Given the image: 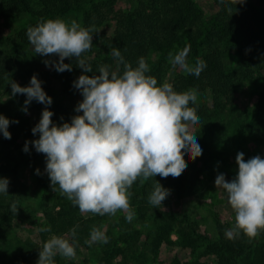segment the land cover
Here are the masks:
<instances>
[{
    "label": "trees",
    "instance_id": "obj_1",
    "mask_svg": "<svg viewBox=\"0 0 264 264\" xmlns=\"http://www.w3.org/2000/svg\"><path fill=\"white\" fill-rule=\"evenodd\" d=\"M260 1L264 4V0ZM239 2L241 0L235 3L233 0H213L215 11L206 17L203 8L195 0H130V8L127 9L120 6V0H0V18L14 22L25 20L18 30L4 39V48L0 49V98L6 92L12 96V80L21 87H27L33 75H36L44 91L53 100L47 107L53 112L52 119L59 125L70 123L75 115L81 114L72 111L65 101H59L54 81L60 82L63 95L72 96L77 91L73 82L85 73L76 65L74 58L64 61L72 65L71 71L61 73L55 67L46 66L44 57L35 53L28 40L26 32L29 27L49 19L62 20L73 13H82L85 28L95 26L97 30L104 23L114 21L116 26L113 35H102V46L82 56L92 66L93 72L87 73L89 76L99 75L98 68L101 65H109L110 70H117L119 66L122 74L123 64H119L109 54L111 48H118L124 61L133 68L138 66L139 58L144 57L150 69L146 75L155 77L158 86L171 68L169 53L175 55L185 47H190L187 62L194 66L199 58L206 63L199 77L194 74L179 75L173 84L175 91L183 93L195 89L203 99V102L189 104L196 108L200 118L192 131L202 148V155L195 160L185 155L187 168L178 179L158 175L144 184H140L139 179L134 182L129 189L131 203L137 205V214L141 218L150 217L156 227L143 233L138 230L134 234L119 232L116 238L109 232L108 243L103 244L96 264H133L126 256L128 250L133 252L140 264H144L142 260H148L147 254L154 263L163 244L191 251L190 261L175 258L171 264H209L202 261V258L209 257L213 258V264H264V231L251 241L243 233L235 239H228L225 230L230 229L235 220L225 223L219 215H215L217 237L213 239L203 231L198 221L167 210L164 202L158 208L154 207L148 199L156 181L179 196L200 192L204 184L201 176H207L212 170V161L220 155V152H213L211 146L228 129L239 137L252 138L264 146V85L251 113L243 112L237 106L244 83L264 78V11L251 9L245 0ZM231 51L239 57L234 68L226 64V57ZM208 96L211 98L210 103L207 102ZM13 97L24 102L27 99L26 94ZM45 107L36 100L27 105L29 110L43 111ZM22 110L17 109L8 117L12 121L8 129L11 133L9 144L14 147H18L20 139L28 142L39 138V134H33L35 126L31 125ZM27 153L24 163L31 165L37 172L38 164L46 155L38 153L32 144H29ZM4 155L0 154V177L10 174L11 181L8 194L0 193V234L12 228L18 220L40 241L27 240L18 251L0 252V264H37L40 249L52 235L62 237L68 234L71 242L77 239V248L80 245L88 246L85 240L89 239L92 227L102 229L108 215L93 214L91 218H83L78 206H74L65 196L55 198L51 194L48 187L50 178L47 172L42 171L36 173V182L43 190V210L38 213L37 210L25 209L22 200L26 197L27 186L18 177L21 163L12 166L8 157L11 153L8 152L7 157ZM51 199L54 201L52 205ZM13 202L17 205L16 212L11 211ZM46 226H50V232L39 231ZM73 228H76L77 233L75 239L70 232ZM173 233L177 234L175 241L171 239ZM142 237L145 250L137 256ZM122 242L123 246L120 245ZM197 253L198 257L194 258L193 255ZM119 257L122 259L117 261ZM54 260L55 264H76L73 261L64 263L58 255ZM87 263L84 261L80 264Z\"/></svg>",
    "mask_w": 264,
    "mask_h": 264
},
{
    "label": "clouds",
    "instance_id": "obj_2",
    "mask_svg": "<svg viewBox=\"0 0 264 264\" xmlns=\"http://www.w3.org/2000/svg\"><path fill=\"white\" fill-rule=\"evenodd\" d=\"M236 0H233L235 3ZM243 0H241L242 3ZM232 11L231 8L228 9ZM95 26L85 28L76 20L70 24L61 19H49L35 27H29L26 35L37 55L58 56L59 60H44L46 66L58 72L71 71L66 58H74L76 65L85 74L73 82L83 100L70 123L53 124V112L47 106L53 100L42 88V82L33 75L30 85L21 87L11 81L12 96L26 94L24 111L33 100L46 105L42 118L32 129L39 138L25 143L24 151L32 144L38 153L46 155V172L51 185L59 186L65 196L80 212L115 216L118 211L125 214L131 223L135 213L130 206L129 189L139 179L144 184L152 177H181L187 168L185 155L195 160L202 155L193 127L199 123L196 108L197 90L177 92L165 81L158 86L155 77L146 75L150 71L144 57L133 68L124 61L118 48H111L110 55L123 72L110 70L109 65L98 68L99 75L89 76L92 66L83 54L93 46ZM190 47L169 53V63L179 67L185 74L199 77L206 63L197 58L195 65L187 62ZM18 123V121H15ZM12 123L0 114V133L11 139L9 125ZM238 174L230 182L224 174L215 179L217 189L227 193L228 203L235 213V222L225 230L228 239L243 233L251 241L264 231V158L259 155L245 161L244 153L236 156ZM39 170H37L38 172ZM9 179L0 177V193L8 194ZM169 195L158 181L149 195L150 205L157 207ZM17 205L11 204L16 212ZM41 232H50V226L41 227ZM75 239L76 228L70 230ZM108 243V237L100 228L93 226L85 243ZM74 259L73 243L64 237L52 235L42 246L37 264H55L54 257Z\"/></svg>",
    "mask_w": 264,
    "mask_h": 264
},
{
    "label": "rangeland",
    "instance_id": "obj_3",
    "mask_svg": "<svg viewBox=\"0 0 264 264\" xmlns=\"http://www.w3.org/2000/svg\"><path fill=\"white\" fill-rule=\"evenodd\" d=\"M200 4L203 8L206 17H209L215 11V5L213 0H195ZM245 3H249L250 8H256L258 10L264 11V4L261 3L260 0H245ZM120 6L123 8H130V0H120ZM251 8V9H252ZM264 13V12H262ZM28 18H26V21ZM63 21L70 24L72 20H76L83 27L82 13H73L62 18ZM21 22L14 21H5L0 18V49L4 48V39L7 36L11 35L13 32L18 30L21 26ZM115 22L108 21L104 23L96 32L93 33V46L91 49L100 48L102 46V35H107L111 37L114 33ZM34 49V47H33ZM55 60L58 61V56H49L44 57V60ZM70 58H66L65 60H69ZM239 61V57L236 55L234 51H231L229 55L226 57V64L230 68H234L237 66ZM50 68H54L50 67ZM179 75H186L182 69L179 67L169 69L166 77L164 78L162 84L167 81L170 84H174L175 78ZM264 85V78L254 79L252 81H247L244 83L241 88L237 100L238 109L243 112L251 113L258 100V93L262 89ZM54 88L56 94L59 96V101H65L70 109L74 112L76 107L83 100V96L81 92L77 89V91L72 96H66L62 94L61 84L59 81H54ZM198 102H203L201 97H197ZM207 102H211L210 96L207 98ZM23 108V114L27 117L32 126H36L40 119L42 118V111L39 110H29L27 108V112L24 111L25 102L20 100V98H14L10 96L7 92L5 95H2L0 98V114L5 117H9L12 113H15V110ZM12 111V112H11ZM83 114L82 112L80 113ZM53 124L57 126H62L56 124L52 119ZM264 132V131H263ZM10 139H6L3 137V134L0 133V154L6 155L8 152L11 153L8 156L10 160V164L15 166L16 163H21L20 168L18 169V177L22 183L27 186L26 197L22 200V205L27 210H37L38 213H41L43 210L42 204V195L43 190L36 182V171L33 169L31 165L24 163V159H27L28 153L25 152L24 146L26 139H20L17 143L18 147L11 146L9 144ZM211 150L213 152H220L219 157H216L212 161V170L207 174V176H201L203 180V189L196 194H183L179 196L176 192L172 190L169 191V195L163 201L164 206H167V210H171L172 212L178 213L181 216L187 215L192 220L198 221L203 231L208 234L210 237L215 239L217 237L216 233V225H215V215H219L220 218L225 223H232L235 220L234 210L231 208L228 203L227 193L223 189H217L215 185V179L218 174H224L226 180L229 182L235 178L238 174V165L236 163V156L238 153H244L245 161L247 158H253L257 155L260 157H264V146L259 145L254 139L239 137L237 134L233 133L231 129H228L225 134L221 135V139L214 143L211 146ZM4 155V156H5ZM7 157V155H6ZM5 162V160L3 161ZM46 163L47 158L45 156L42 157V160L38 164L37 168L39 171L46 173ZM49 177V175H48ZM3 178H8L9 182L11 181L10 174L4 175ZM49 191L53 196L59 197L61 196L59 186H55L56 190L54 191L51 183L49 184ZM50 201V205L54 204V201ZM130 200L131 209L135 213V218L129 223L125 219V214L121 211H118L115 216L108 215L106 221L103 223L102 231L105 232L106 236L109 232L112 233L114 238L117 237L119 232H126L134 234L135 231H139L141 233L148 232L156 227V224L153 219L149 218H141L137 214V205H133ZM70 201V200H69ZM163 204V203H162ZM83 218H91L93 216L92 213H81ZM179 217V216H178ZM62 237L68 239L70 243L74 244L76 250V256L74 259H66L60 256L61 260L64 263H69L70 261L75 262L76 264L83 263L84 261H88L87 264H96L98 257L101 255V250L103 247V243H93L91 246H79L77 248V239L76 242H71V237L68 234L63 235ZM51 236H49V239ZM38 237L29 231H27L22 223L16 220L9 230L6 232H2L0 234V248L1 253L5 250H10L12 252L18 251V248L22 245L24 241L31 240L36 241ZM171 239L175 241L177 239V234L173 233ZM39 240V239H38ZM40 241V240H39ZM21 242V243H20ZM121 246L124 243H120ZM145 250L144 247V237L140 240L138 244V249L136 255ZM198 253L193 257H198ZM126 256L131 261V263L140 264V262L133 256V252L128 250L126 252ZM148 260L144 262V264H171L175 258H178L181 261H190L192 259L191 251L188 249H182L178 246H168L163 244L160 250L159 257L157 260L152 263L150 255L148 256ZM122 257L117 259L121 260ZM202 261L209 262V264H213V258H202Z\"/></svg>",
    "mask_w": 264,
    "mask_h": 264
}]
</instances>
